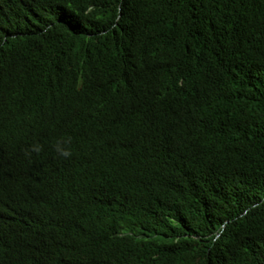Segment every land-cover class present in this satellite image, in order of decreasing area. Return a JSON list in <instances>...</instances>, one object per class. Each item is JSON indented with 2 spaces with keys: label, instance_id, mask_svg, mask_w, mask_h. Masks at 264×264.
Returning a JSON list of instances; mask_svg holds the SVG:
<instances>
[{
  "label": "trees",
  "instance_id": "trees-1",
  "mask_svg": "<svg viewBox=\"0 0 264 264\" xmlns=\"http://www.w3.org/2000/svg\"><path fill=\"white\" fill-rule=\"evenodd\" d=\"M48 116L0 264H264V0H0V146Z\"/></svg>",
  "mask_w": 264,
  "mask_h": 264
},
{
  "label": "clouds",
  "instance_id": "clouds-1",
  "mask_svg": "<svg viewBox=\"0 0 264 264\" xmlns=\"http://www.w3.org/2000/svg\"><path fill=\"white\" fill-rule=\"evenodd\" d=\"M56 116H48L33 120L29 125L30 134L24 135L25 141H16L15 138L6 143V148L0 146V173L12 174L22 173L21 178H15L13 191L24 193L28 190L47 186L49 174L54 171V175L59 178L61 185L57 191L65 199L68 195V183L76 181V178L85 170L82 168L80 174L76 175L65 165L68 160L60 155L67 156L71 152L66 141L61 134L55 133L52 129V120ZM51 131L55 134L53 139L45 137V133ZM4 137H0V141ZM14 151V152H12ZM66 151V152H65ZM82 155V154H80ZM76 155L74 156L77 159ZM29 159V160H25ZM34 174V183H30L26 178V170ZM41 177V181L37 180ZM100 197H96L95 200ZM41 208V207H40ZM40 208L36 215L39 214Z\"/></svg>",
  "mask_w": 264,
  "mask_h": 264
}]
</instances>
